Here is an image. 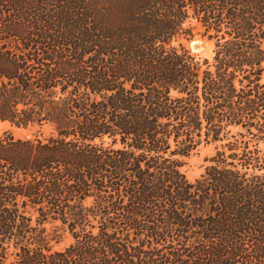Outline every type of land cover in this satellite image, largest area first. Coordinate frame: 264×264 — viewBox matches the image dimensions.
I'll list each match as a JSON object with an SVG mask.
<instances>
[{
	"label": "trees",
	"instance_id": "1",
	"mask_svg": "<svg viewBox=\"0 0 264 264\" xmlns=\"http://www.w3.org/2000/svg\"><path fill=\"white\" fill-rule=\"evenodd\" d=\"M0 123V264H264V0H0Z\"/></svg>",
	"mask_w": 264,
	"mask_h": 264
},
{
	"label": "rangeland",
	"instance_id": "2",
	"mask_svg": "<svg viewBox=\"0 0 264 264\" xmlns=\"http://www.w3.org/2000/svg\"><path fill=\"white\" fill-rule=\"evenodd\" d=\"M187 25H191L192 27H194V37L189 41L181 40L184 48L197 59L211 60L213 56L214 41L208 40L206 37H202V30L199 26L196 25L195 22L191 21L187 23L186 26ZM194 42L196 44L193 48L192 43ZM6 131L12 132L16 138H25L40 133L43 136H46L48 135L49 131H51V128L48 126H43L41 128H17L10 126L8 123H0V135H2ZM232 132L235 133L236 130H232ZM220 145V142H216L200 146L198 150L194 152V154L184 160V165L181 168V172L189 181L193 182L196 179L200 178V176L204 172L205 167L209 165V159L214 156L216 150L220 148ZM259 147L263 148L264 143H260ZM47 228L50 229L51 226L47 225ZM60 237V241L57 244H53L54 250H62L72 241L71 237L67 233H61Z\"/></svg>",
	"mask_w": 264,
	"mask_h": 264
},
{
	"label": "bare ground",
	"instance_id": "3",
	"mask_svg": "<svg viewBox=\"0 0 264 264\" xmlns=\"http://www.w3.org/2000/svg\"><path fill=\"white\" fill-rule=\"evenodd\" d=\"M195 44H196L195 42H194V43H192V46H193V48L195 47Z\"/></svg>",
	"mask_w": 264,
	"mask_h": 264
}]
</instances>
